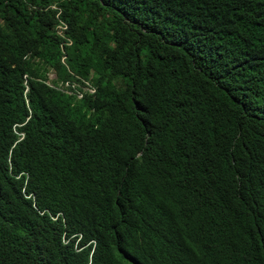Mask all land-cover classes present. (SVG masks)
Wrapping results in <instances>:
<instances>
[{
	"label": "trees",
	"instance_id": "trees-1",
	"mask_svg": "<svg viewBox=\"0 0 264 264\" xmlns=\"http://www.w3.org/2000/svg\"><path fill=\"white\" fill-rule=\"evenodd\" d=\"M0 264H264V0H0Z\"/></svg>",
	"mask_w": 264,
	"mask_h": 264
},
{
	"label": "rangeland",
	"instance_id": "rangeland-1",
	"mask_svg": "<svg viewBox=\"0 0 264 264\" xmlns=\"http://www.w3.org/2000/svg\"><path fill=\"white\" fill-rule=\"evenodd\" d=\"M48 76H49L48 81L51 82L50 79H53V78L55 77V73H54V70H53V69H50V70H49V72H48ZM71 86H73V87H81L79 82H73V83H71ZM60 87H61V88H65V87H63L61 84H60ZM67 89H68V88H67ZM83 89L86 90V91L91 90V89H89L88 87H83ZM75 90H76V89L73 88L72 90L70 89V90H68L67 92H69V93H73V91H75ZM92 91H93V89H92ZM80 95H82V93H80Z\"/></svg>",
	"mask_w": 264,
	"mask_h": 264
},
{
	"label": "built area",
	"instance_id": "built-area-1",
	"mask_svg": "<svg viewBox=\"0 0 264 264\" xmlns=\"http://www.w3.org/2000/svg\"><path fill=\"white\" fill-rule=\"evenodd\" d=\"M51 5H55V4H51ZM56 6V5H55ZM65 30L66 28H61V27H58V24H55L54 26V31L59 34L60 36L62 37H68L66 34H65ZM71 43V39L68 37V44ZM61 48H62V51H63V54H62V59L65 58L66 56V53L64 52V45H61Z\"/></svg>",
	"mask_w": 264,
	"mask_h": 264
},
{
	"label": "clouds",
	"instance_id": "clouds-1",
	"mask_svg": "<svg viewBox=\"0 0 264 264\" xmlns=\"http://www.w3.org/2000/svg\"><path fill=\"white\" fill-rule=\"evenodd\" d=\"M64 39V38H63ZM62 39V40H63ZM61 43V42H60ZM90 80V79H89ZM92 82V81H91ZM90 93H92V92H90ZM23 136V132H20V136L19 137H22Z\"/></svg>",
	"mask_w": 264,
	"mask_h": 264
},
{
	"label": "bare ground",
	"instance_id": "bare-ground-1",
	"mask_svg": "<svg viewBox=\"0 0 264 264\" xmlns=\"http://www.w3.org/2000/svg\"><path fill=\"white\" fill-rule=\"evenodd\" d=\"M61 23V22H60ZM66 28V27H65ZM78 96V95H77Z\"/></svg>",
	"mask_w": 264,
	"mask_h": 264
}]
</instances>
